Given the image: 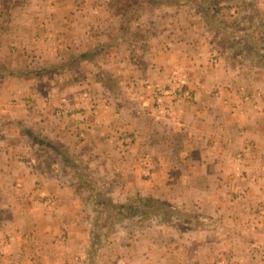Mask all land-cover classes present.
I'll use <instances>...</instances> for the list:
<instances>
[{
  "label": "rangeland",
  "instance_id": "1",
  "mask_svg": "<svg viewBox=\"0 0 264 264\" xmlns=\"http://www.w3.org/2000/svg\"><path fill=\"white\" fill-rule=\"evenodd\" d=\"M79 1L81 10L93 9L87 0ZM137 2L156 8L146 33L136 25H144L141 17L132 12ZM108 3L100 6L112 18L105 14L103 21L98 17H88L89 22L76 19L73 27L93 25L90 28L95 27V32L99 26L112 29L114 16L125 15L123 24L132 28L126 39L137 41V46H131L136 62L149 61L147 43L165 41L170 49L188 45L185 59L169 64L166 86L129 77L127 67L125 72L113 65L116 62L107 64V58L83 65L78 58L81 51L70 66L45 64L49 56L55 58L51 52L64 58V42L54 44L45 54L38 49L19 51L6 39L16 45L11 31L20 13L27 15L25 25H37L36 18L27 13L31 0H1L0 31L4 29L5 43L0 40V121L12 125L0 130V138L26 135L27 142L22 144L31 146L32 157L37 155L30 166L40 161L47 176L70 189L73 195L65 193L68 197L63 196V201L74 200L83 208L91 255L88 264H264L259 204L245 191L257 184L256 179L244 177L243 159L252 149L231 153L229 160L218 165L224 167L227 178L204 176L196 161L201 146L195 143V133L179 136L171 130L181 120L180 109H194L197 104L192 67L203 51L198 44L207 49L205 62L212 71L217 69L218 76L215 82L206 83V112L226 109L239 118L254 117L259 111L260 93L264 92V0ZM173 23L181 25L173 28ZM45 27L42 36L48 37ZM85 66H89V77H82ZM121 124L127 126L123 136L117 129ZM91 127L93 132L87 137ZM101 127L110 140L98 141L97 128ZM133 128L138 131L134 143L128 138ZM27 132L38 141L49 142L58 153L40 147ZM121 137L126 142L121 143ZM57 154L67 161L66 168L61 162L55 165ZM20 157L25 158L24 151ZM49 185L53 186L51 181ZM228 186L237 188L238 194L227 192ZM216 187L224 190L217 193ZM145 199L150 200L149 206ZM3 248L0 244V256Z\"/></svg>",
  "mask_w": 264,
  "mask_h": 264
},
{
  "label": "crops",
  "instance_id": "2",
  "mask_svg": "<svg viewBox=\"0 0 264 264\" xmlns=\"http://www.w3.org/2000/svg\"><path fill=\"white\" fill-rule=\"evenodd\" d=\"M97 1H101L103 7L110 6L109 0H87L86 4L90 3L93 9L99 8L98 10L92 9V11L81 10L78 5L80 4L79 0H31L32 8L27 13L30 12V15L36 18L34 23L37 25H25L28 21L27 15L20 13L15 20L17 27L11 31L16 45L7 39L6 42L10 46H16L15 48H18L19 51L20 49H38L43 50L44 54L45 51H50L54 44L64 42V45H61L64 58L62 59L63 55L57 56V53L51 52L55 58L49 56L50 61L45 64H57L59 62V65L70 66L77 60L78 51H81L78 58L82 59L80 63L83 65L89 64L90 66L94 62L97 64L98 59L102 61V59L107 58V64L116 62L113 65L121 66L125 72L127 67L129 77H139L142 83L166 86L165 80L166 77H169L167 74L170 70L169 67H171L169 64H176L183 58L185 59V53L189 52L188 45L183 44L177 49H170V44L165 43V41L157 42L155 45L147 43L144 48L145 53L150 57L149 61L138 60L136 62L135 53L131 46H137V41L134 38L133 41L130 39L131 42L128 43L126 39L129 29L132 28L123 24L125 17L122 16L125 15L119 13L117 19L114 16L113 24L115 27L112 29L104 27L108 31L99 26V30L95 32V27L90 28L93 25H83L78 29L73 27L76 19L89 22L88 17H98L100 21H103L106 15H110L109 17L112 18L110 11L107 13L105 11L103 14L101 4ZM138 4L139 2L136 3V9L132 12H136L137 16L141 17L140 20L144 25L141 26L138 23L136 25L143 29L144 32L142 33H146L149 29L147 23L154 20L152 13L156 8L149 9V4ZM78 7L79 10H77ZM43 8L47 11L41 12ZM196 11L198 12V10ZM206 13L207 11L205 14L203 13L204 18L209 17V14ZM199 16H202L201 13ZM44 24L48 30V37L42 36ZM105 25L106 23L103 26ZM180 25L181 23H173V28L180 27ZM26 30L29 32L27 33ZM3 38L4 29L0 31L2 45L5 43ZM197 48L199 51L203 50L202 54L196 57V61H193L195 65L192 67L195 74L193 78L196 81V86H198L193 88L197 104L194 109L189 110L188 106L184 107L183 110L180 109V114H183L184 117L179 115L181 120L174 126L172 125L171 130L179 136L182 133H195V143L197 142L196 144L199 143L201 146L196 161L199 163V172L201 173L203 170L204 176L227 178L224 175V167L218 165L229 160L231 153L235 155L237 151L241 152L244 147L249 149L247 152L252 149L249 155H243L245 156L243 159L244 177L256 179L257 184L253 187L247 186L245 191L258 201L257 219L264 225V92L260 93V107L257 113L254 112V117L243 115L237 118L231 116L226 109L220 110L218 108L207 113L205 108L207 97L206 94L204 95L206 83L209 80L215 82L218 77L217 69L212 71L213 69L205 62L207 49H202L200 44L197 45ZM84 49L86 50L85 53L82 52ZM96 50L98 53L93 55V51ZM176 51L179 53L178 55L171 54L176 53ZM95 55H99V57L96 58ZM45 56L47 59L48 55ZM185 61L189 62L188 60ZM89 66H85V73L82 74V77H89L90 74L86 72ZM5 125L12 124L8 121H0V130L4 131L7 128ZM119 126L117 129L123 136L122 133L126 132L127 126L122 124ZM93 129L94 127H91L87 130V137H89V133L93 132ZM97 129L99 132L96 137H98L99 142L110 140V136L103 133L102 127ZM134 129L130 131L128 136L133 143L136 140L135 134L138 132H133ZM24 136L26 137L22 134L16 139L13 137L11 139L0 138V244L4 245L0 264H88V258L91 255L87 252L89 236L86 234V227L83 225L86 223L83 218V208L79 209V204L74 200L71 202L63 201L68 197V195L65 196V193L71 192L70 189L68 187L63 188L51 176H47L45 168L42 167L43 164L39 163L40 161L37 162L38 164L35 163L36 166L35 164L33 167L30 166V162L35 161L37 155L32 157L34 155L31 146L28 143L22 144L27 142ZM121 138L123 139L121 143L126 142L124 140L126 138ZM23 151L25 158L23 157L21 160L20 156ZM64 160L59 155L53 157L55 165H59L61 162L62 167L66 168L67 161ZM64 164L65 166H63ZM50 181L53 184L52 187L48 186ZM223 190L224 187L215 188L217 193ZM229 191L235 195L238 194L237 188L228 186L227 192ZM70 194L73 195L72 192ZM50 197L51 199H48Z\"/></svg>",
  "mask_w": 264,
  "mask_h": 264
},
{
  "label": "trees",
  "instance_id": "3",
  "mask_svg": "<svg viewBox=\"0 0 264 264\" xmlns=\"http://www.w3.org/2000/svg\"><path fill=\"white\" fill-rule=\"evenodd\" d=\"M116 1V4L120 3V0H114ZM30 138H32L33 140H35V142L41 147L42 145L46 146V147H51L53 151H55L56 153H58V149L54 148L49 142L44 143L43 141H38L37 138L30 132L26 133ZM145 205L149 206L150 205V200L145 199Z\"/></svg>",
  "mask_w": 264,
  "mask_h": 264
}]
</instances>
